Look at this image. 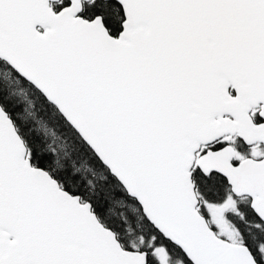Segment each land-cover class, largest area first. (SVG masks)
<instances>
[{
	"label": "snow or ice",
	"instance_id": "obj_1",
	"mask_svg": "<svg viewBox=\"0 0 264 264\" xmlns=\"http://www.w3.org/2000/svg\"><path fill=\"white\" fill-rule=\"evenodd\" d=\"M0 264H264V0H0Z\"/></svg>",
	"mask_w": 264,
	"mask_h": 264
}]
</instances>
